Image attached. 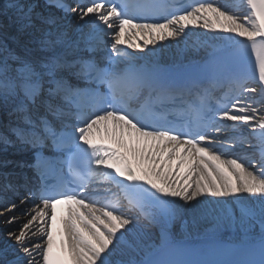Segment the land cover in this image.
<instances>
[{"label":"snow or ice","instance_id":"1","mask_svg":"<svg viewBox=\"0 0 264 264\" xmlns=\"http://www.w3.org/2000/svg\"><path fill=\"white\" fill-rule=\"evenodd\" d=\"M243 3L4 0L0 149L41 187L0 206V264H264V0ZM197 28L200 63L139 59Z\"/></svg>","mask_w":264,"mask_h":264},{"label":"bare ground","instance_id":"2","mask_svg":"<svg viewBox=\"0 0 264 264\" xmlns=\"http://www.w3.org/2000/svg\"><path fill=\"white\" fill-rule=\"evenodd\" d=\"M219 4H224L229 6L230 8L239 10L243 13L246 9V5L243 3V0H217ZM4 0H0V5H3ZM13 13L8 11L6 13L0 14V30L6 31L11 34L15 31L14 25L11 24L9 17L12 16ZM88 29L85 28V31ZM225 37L229 34H223ZM133 37H129L132 39ZM216 33L211 30H205L202 28H197L195 30V34L191 36V38H185L177 43L176 40H169L161 42L163 47H157L154 45H149V48H154L155 52L150 53L147 49L144 50V53L139 54V59L141 61L147 62L148 60L159 61L161 64L172 65L175 64L177 66L181 64H189L201 60L206 56L207 53L212 51V46L217 45ZM143 43V41H140ZM133 50V49H132ZM137 53L138 50H133ZM9 152L18 156H26L29 154L27 150H14L13 147H8L7 149H0V154L3 152ZM7 153V154H9ZM13 163V162H12ZM16 164V163H15ZM1 166H14V164H10L3 159H0ZM183 203V202H181ZM17 218L25 219L24 213L21 211H17L15 213ZM6 225L3 220L0 219V249L4 248L7 244L5 239L6 232L4 228ZM13 231L16 229L13 228ZM35 230V229H33ZM179 225H176L173 229L174 232L179 233ZM202 237L193 234L191 239ZM232 238V234L225 232L223 234V239L230 240ZM12 258V254L9 252V259Z\"/></svg>","mask_w":264,"mask_h":264}]
</instances>
